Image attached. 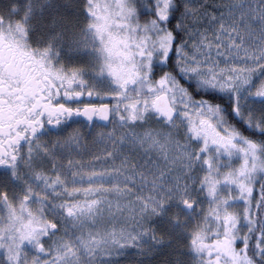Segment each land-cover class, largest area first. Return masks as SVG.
Listing matches in <instances>:
<instances>
[{
	"label": "snow or ice",
	"instance_id": "6c2138e0",
	"mask_svg": "<svg viewBox=\"0 0 264 264\" xmlns=\"http://www.w3.org/2000/svg\"><path fill=\"white\" fill-rule=\"evenodd\" d=\"M0 264H264V0H0Z\"/></svg>",
	"mask_w": 264,
	"mask_h": 264
}]
</instances>
